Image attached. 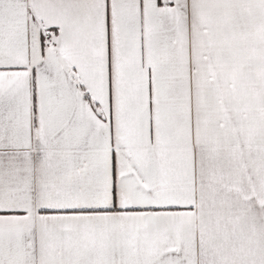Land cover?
I'll return each instance as SVG.
<instances>
[{
	"label": "snow or ice",
	"instance_id": "6c2138e0",
	"mask_svg": "<svg viewBox=\"0 0 264 264\" xmlns=\"http://www.w3.org/2000/svg\"><path fill=\"white\" fill-rule=\"evenodd\" d=\"M0 264H264V0H0Z\"/></svg>",
	"mask_w": 264,
	"mask_h": 264
}]
</instances>
